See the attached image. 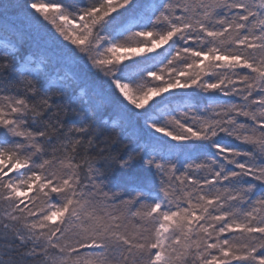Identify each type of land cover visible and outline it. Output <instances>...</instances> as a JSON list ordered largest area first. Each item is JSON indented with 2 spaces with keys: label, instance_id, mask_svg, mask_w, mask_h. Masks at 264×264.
Wrapping results in <instances>:
<instances>
[{
  "label": "snow or ice",
  "instance_id": "1",
  "mask_svg": "<svg viewBox=\"0 0 264 264\" xmlns=\"http://www.w3.org/2000/svg\"><path fill=\"white\" fill-rule=\"evenodd\" d=\"M0 20V264H264V0Z\"/></svg>",
  "mask_w": 264,
  "mask_h": 264
},
{
  "label": "trees",
  "instance_id": "2",
  "mask_svg": "<svg viewBox=\"0 0 264 264\" xmlns=\"http://www.w3.org/2000/svg\"><path fill=\"white\" fill-rule=\"evenodd\" d=\"M16 22V20H15V17L13 16V17H10V19L8 20V23L9 24H13V23H15ZM0 23H3V21L2 20H0Z\"/></svg>",
  "mask_w": 264,
  "mask_h": 264
}]
</instances>
